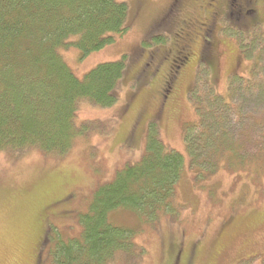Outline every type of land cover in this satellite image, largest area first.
<instances>
[{"label": "rangeland", "instance_id": "obj_1", "mask_svg": "<svg viewBox=\"0 0 264 264\" xmlns=\"http://www.w3.org/2000/svg\"><path fill=\"white\" fill-rule=\"evenodd\" d=\"M117 1H126L130 10L127 34L86 56L71 45L60 50L79 78L100 64L127 57L131 67L119 85L116 105L102 108L80 102L78 124L95 125L64 157L46 155L34 147L0 153V264H52L51 252L59 239L81 237L80 211L88 210L97 189L126 166L140 162L147 144L159 140L184 159L175 198L169 213H161L157 223L143 222L128 207L112 214L113 225L134 231L142 252L140 260L114 264H172L175 247L181 256L178 264H264V169H230L222 164L215 174L202 178L190 165L185 141L187 129L199 126L194 102L212 95L209 86L229 103L230 79L236 75L251 78L258 51L252 34L264 32V0L254 4L256 26L254 16L246 15L251 6L240 20L242 0H228L231 9L227 0H182L178 7L174 0ZM216 5L221 16L214 13L218 12ZM168 15L175 26L173 36L149 40L151 26L164 23ZM199 19L212 20L210 70L198 58L197 37L187 32L186 36L182 27L194 29ZM191 36L196 39L192 44ZM186 45L196 57L181 67L178 59ZM140 68L153 78L136 86L134 75ZM171 74L173 78L183 75L181 82L174 79L163 99ZM260 113L254 112L255 117L260 118ZM128 139L132 140L129 146ZM47 220L55 229L49 238Z\"/></svg>", "mask_w": 264, "mask_h": 264}, {"label": "trees", "instance_id": "obj_2", "mask_svg": "<svg viewBox=\"0 0 264 264\" xmlns=\"http://www.w3.org/2000/svg\"><path fill=\"white\" fill-rule=\"evenodd\" d=\"M181 1L174 0V4L178 7ZM228 3L231 9L230 1ZM255 3L250 0L241 3L240 20H244L245 11L251 6L246 15L254 16L253 26L258 25ZM216 7L218 12L214 13L221 16L220 7ZM170 15L159 26H151L149 40L157 37L161 41L163 35L173 34L175 26L171 24ZM212 20L206 23L199 19L194 29L182 26L184 34L197 37L194 44L198 58L208 69L214 47ZM130 29L126 1L0 0V153L34 147L46 155L66 156L76 141L89 132V127L95 125L78 124L80 102L88 101L102 108L116 105L119 85L131 66L127 57H123L100 64L79 78L64 61L60 50L71 45L86 56L112 44L117 36L127 34ZM192 36L191 44L195 41ZM252 36L258 45L254 54L256 64L250 79L238 75L230 79L231 102H225L212 90L208 77H204L205 84L212 95L194 102L199 126L187 129L185 141L190 165L202 178L215 174L222 164L230 169L250 166L264 169V62H261L264 32L259 35L254 32ZM187 45L178 59L181 67L192 63L196 57L195 51L192 53L193 49ZM135 72L136 86L146 85L153 78L144 68ZM173 76L166 78L163 99L176 79ZM249 103L250 109L246 107ZM257 110L261 112L260 118L254 115ZM148 137L150 139V134ZM159 142L147 144L146 155L140 162L126 166L112 181L97 189L88 210L80 211L81 237L68 241L59 239L51 252L52 264H114L119 260L125 263L140 260L142 252L136 245L134 231L113 225L111 217L126 207L135 210L143 222H156L161 213H169L184 159ZM130 144L132 140L128 139L126 145ZM47 221L49 225L51 220ZM49 226L46 238L55 233L52 224ZM175 249L171 251L172 264H178L181 259Z\"/></svg>", "mask_w": 264, "mask_h": 264}, {"label": "flooded vegetation", "instance_id": "obj_3", "mask_svg": "<svg viewBox=\"0 0 264 264\" xmlns=\"http://www.w3.org/2000/svg\"><path fill=\"white\" fill-rule=\"evenodd\" d=\"M245 1V0H244ZM251 2H259L260 0H250ZM263 1V0H262ZM246 3V2H245ZM203 39H204V36H202V43L204 44V41H203ZM200 47H203V46H200ZM194 48V47H193ZM199 48V47H198ZM195 49H196V46H195ZM170 67H172V65L170 66Z\"/></svg>", "mask_w": 264, "mask_h": 264}]
</instances>
